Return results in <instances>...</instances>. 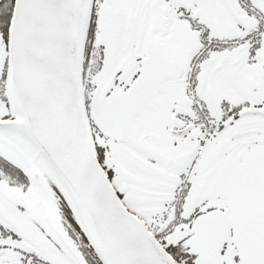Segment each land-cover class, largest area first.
<instances>
[{
    "label": "snow or ice",
    "instance_id": "snow-or-ice-1",
    "mask_svg": "<svg viewBox=\"0 0 264 264\" xmlns=\"http://www.w3.org/2000/svg\"><path fill=\"white\" fill-rule=\"evenodd\" d=\"M0 264H264V0H0Z\"/></svg>",
    "mask_w": 264,
    "mask_h": 264
}]
</instances>
